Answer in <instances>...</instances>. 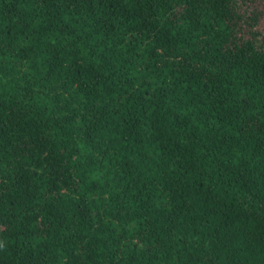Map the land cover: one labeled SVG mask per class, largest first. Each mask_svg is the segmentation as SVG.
<instances>
[{
    "label": "trees",
    "instance_id": "1",
    "mask_svg": "<svg viewBox=\"0 0 264 264\" xmlns=\"http://www.w3.org/2000/svg\"><path fill=\"white\" fill-rule=\"evenodd\" d=\"M0 264H264V0H0Z\"/></svg>",
    "mask_w": 264,
    "mask_h": 264
}]
</instances>
